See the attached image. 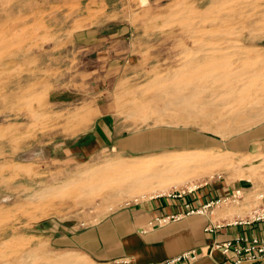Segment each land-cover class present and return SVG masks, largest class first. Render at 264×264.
Returning a JSON list of instances; mask_svg holds the SVG:
<instances>
[{"label":"rangeland","instance_id":"rangeland-1","mask_svg":"<svg viewBox=\"0 0 264 264\" xmlns=\"http://www.w3.org/2000/svg\"><path fill=\"white\" fill-rule=\"evenodd\" d=\"M67 1L0 0V264L17 263L23 256L31 261H61L72 253L82 264H95L83 252L61 246L55 237L94 223L120 206L160 194L110 204L100 198L91 204H76L80 200L77 194L51 201L37 195L45 188L60 187L86 167L120 159L130 162L138 156L184 149L232 156V165H208L214 170L211 176H202L197 166L186 178L191 183L161 194L184 193L206 182L226 179L233 186L243 187L245 193L238 203L219 205L217 217L247 218L262 203L264 152L252 147L233 152L223 144L264 123V118H248L226 128L214 120L207 125L201 119L188 125L168 118L155 122L165 111L148 86L150 81L167 78L180 68L181 54L188 55L200 47L189 26L209 28L208 20L202 24L197 19L216 13L208 12L213 0H133L138 8L132 0H124L119 3L123 10L116 14L98 7L79 12L75 3ZM258 3L264 6V0ZM97 23L137 28L129 60L109 68L107 60H98L95 52L83 49L81 42L92 37L82 30L83 25ZM227 34L206 33L209 36L203 34V38L216 39L229 52L240 49L245 54L246 49L253 48L264 55V36L252 39L240 32ZM133 98L145 101L141 115L151 113L147 122L130 112L126 103ZM108 117L131 135L192 130L209 134L218 140V147L169 144L123 152L95 145L94 127Z\"/></svg>","mask_w":264,"mask_h":264},{"label":"bare ground","instance_id":"bare-ground-1","mask_svg":"<svg viewBox=\"0 0 264 264\" xmlns=\"http://www.w3.org/2000/svg\"><path fill=\"white\" fill-rule=\"evenodd\" d=\"M259 1L213 0L208 12L214 10L216 13L212 16L207 13L204 18L197 19L202 24L208 20L209 28L190 24L194 43L200 47L188 55L183 52V65L172 70L167 78H156L148 83L156 98L162 101L165 111L155 122L168 118L173 122L184 121L188 125L201 119L202 124L207 125L214 120L221 128H226L248 118H264V55L250 46L245 54L240 49L229 52L216 39L209 38L213 43L203 38L206 33L225 35L231 32H240L243 36L247 34L252 39L264 36V6ZM197 33H201L202 38L197 37ZM129 102L126 104L133 116H139L142 122H147L151 113L148 116L145 113L141 115L145 101L133 98ZM233 163L232 156H213L206 149L155 153L135 157L130 162L120 159L97 167H86L60 187L45 188L37 196L51 201L57 196L77 194L80 200L76 204H91L96 198L110 204L139 195L161 194L191 183L186 178L193 175L192 171L197 166L201 167L202 176H211L214 170H209L208 165ZM69 185L72 187L69 188ZM27 257L23 256L17 263L7 261L2 264H82L73 258V253L62 257L61 261L45 258L31 261Z\"/></svg>","mask_w":264,"mask_h":264},{"label":"crops","instance_id":"crops-1","mask_svg":"<svg viewBox=\"0 0 264 264\" xmlns=\"http://www.w3.org/2000/svg\"><path fill=\"white\" fill-rule=\"evenodd\" d=\"M71 1L77 5L79 12L98 7L97 9L105 8V12L116 14L124 7L122 5L119 8V3L124 0ZM132 2L138 8V3ZM97 24L83 25L82 30L92 36L81 42L83 49L95 52L98 60H107L109 68L116 66L118 62L121 64V60H129L133 55L137 28ZM77 33L81 34L79 31L75 32ZM118 124L113 123L109 117L99 120L93 130V143L123 152L169 144H207L218 147V140L209 134L192 130L181 132L173 129L166 135L161 132L151 136L142 132L131 135L124 128L120 129ZM223 145L233 152L249 151L251 147L256 152H264V123L235 135ZM234 188L237 187L226 179H216L181 195L160 194L128 203L83 228L59 234L54 240L61 246L64 245L63 247L83 252L95 264H105L120 258H128V264L158 262L191 249L200 253L192 264H231L234 262L233 254L227 256L221 249L214 248V245L234 239L238 234L250 236L259 232L264 223L247 225L237 219L218 218L217 207L205 213L189 212V208L222 198ZM173 215L178 217L173 219Z\"/></svg>","mask_w":264,"mask_h":264},{"label":"built area","instance_id":"built-area-1","mask_svg":"<svg viewBox=\"0 0 264 264\" xmlns=\"http://www.w3.org/2000/svg\"><path fill=\"white\" fill-rule=\"evenodd\" d=\"M245 189L243 187L234 188L230 194L211 200L196 208H189V212L205 213L208 210H214L219 205L232 201L238 203L243 199ZM181 195L182 193H173ZM262 203L255 208L247 218H237V221L242 224L252 225L254 223H264V194L260 195ZM173 219L177 215L171 216ZM166 220V219H163ZM214 248H219L225 255L233 254L234 262L231 264H264V227L259 232H254L252 235L238 234L234 239L225 241L223 243H216ZM200 253L196 249L186 250L176 256L163 259L158 262H146L139 264H192L198 259ZM128 258H120L105 264H128Z\"/></svg>","mask_w":264,"mask_h":264}]
</instances>
